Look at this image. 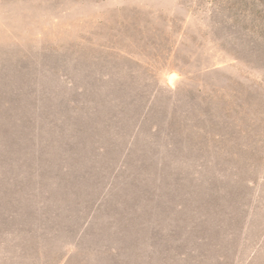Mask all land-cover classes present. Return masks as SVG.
<instances>
[{
	"label": "rangeland",
	"instance_id": "374dc122",
	"mask_svg": "<svg viewBox=\"0 0 264 264\" xmlns=\"http://www.w3.org/2000/svg\"><path fill=\"white\" fill-rule=\"evenodd\" d=\"M0 264H264V0H0Z\"/></svg>",
	"mask_w": 264,
	"mask_h": 264
}]
</instances>
